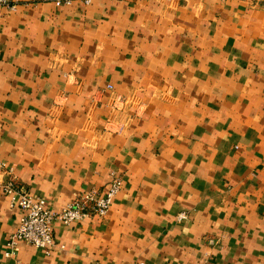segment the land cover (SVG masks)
Here are the masks:
<instances>
[{
	"label": "crops",
	"instance_id": "crops-1",
	"mask_svg": "<svg viewBox=\"0 0 264 264\" xmlns=\"http://www.w3.org/2000/svg\"><path fill=\"white\" fill-rule=\"evenodd\" d=\"M41 1L0 11V161L53 211L123 189L10 259L0 197V264H264V0Z\"/></svg>",
	"mask_w": 264,
	"mask_h": 264
},
{
	"label": "built area",
	"instance_id": "built-area-1",
	"mask_svg": "<svg viewBox=\"0 0 264 264\" xmlns=\"http://www.w3.org/2000/svg\"><path fill=\"white\" fill-rule=\"evenodd\" d=\"M18 2L19 0H0V11L7 9L15 12ZM41 2L62 8L71 6L75 2L89 6L92 0H42ZM0 172L7 174V179L0 182V197H8L11 207L21 212L19 227L8 241L6 257L9 259L16 256L20 243H25L48 255L52 254L60 248L55 237L57 223L73 226L96 218L105 219L115 198L123 189V179L116 177L104 194L94 190L86 191L61 210L53 211L47 208L45 199L34 197L28 188L19 184L14 171L2 161H0ZM187 218L186 213L179 216L180 221Z\"/></svg>",
	"mask_w": 264,
	"mask_h": 264
}]
</instances>
